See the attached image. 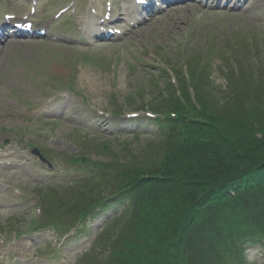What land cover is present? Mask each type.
<instances>
[{
    "label": "rangeland",
    "instance_id": "rangeland-1",
    "mask_svg": "<svg viewBox=\"0 0 264 264\" xmlns=\"http://www.w3.org/2000/svg\"><path fill=\"white\" fill-rule=\"evenodd\" d=\"M21 1L26 0H0V15L29 13L31 2L22 5ZM70 1L40 0L37 22L49 28L51 36L14 39L0 47V145L9 142L6 147L10 146L0 151V259L5 256L0 264L91 261L96 258L91 255L92 243L105 225V217L91 218L86 221V233L65 245L52 229L15 240L16 232L24 231L38 215V198L31 193L37 183L48 182L50 173L34 160L27 141L42 144L56 156L57 152H77L83 144L92 153H115L130 165L144 156L153 134H142L138 140L128 133L138 124L125 121V116L118 121L110 113L116 110V103L125 105L128 100L132 106L124 111L126 115L137 110L145 115L149 104L156 107L168 95L161 68L183 64L195 53L200 66L204 64L211 74L205 82L212 86L208 91L222 98L231 91L227 73L232 68L235 73L239 68L245 70L239 75L246 77L245 84L251 72L262 71L264 77V0H257L262 9L257 12L249 0L237 8L242 12L212 10L203 0H178L182 4L171 9L179 14L176 17H147V22L131 27L121 39L101 41H94L87 29L91 24L88 11L92 5L104 10L105 0H75L76 14L69 12L55 20V13ZM128 5L126 0H116V26L124 27L122 13L128 12ZM209 51H213V59L204 58ZM257 84L264 88V80ZM56 90L59 92L54 93ZM30 106L38 114H31ZM16 135L25 138L23 144L16 142ZM98 157L90 156L92 160ZM60 169L65 171L63 166ZM46 252L57 257L46 261L48 254L37 259ZM10 255L14 258L9 263ZM248 257L250 264H264V246H252Z\"/></svg>",
    "mask_w": 264,
    "mask_h": 264
},
{
    "label": "trees",
    "instance_id": "trees-1",
    "mask_svg": "<svg viewBox=\"0 0 264 264\" xmlns=\"http://www.w3.org/2000/svg\"><path fill=\"white\" fill-rule=\"evenodd\" d=\"M196 73L192 64L190 82L178 74L182 96L169 83L168 95L149 104L167 117L142 158L101 166L65 189V209L51 218L82 220L125 197L94 264H248L247 246L262 242L264 88L249 94L233 71L231 89L240 92L222 98Z\"/></svg>",
    "mask_w": 264,
    "mask_h": 264
},
{
    "label": "bare ground",
    "instance_id": "bare-ground-1",
    "mask_svg": "<svg viewBox=\"0 0 264 264\" xmlns=\"http://www.w3.org/2000/svg\"><path fill=\"white\" fill-rule=\"evenodd\" d=\"M173 9H175V8H173ZM174 13V12H173Z\"/></svg>",
    "mask_w": 264,
    "mask_h": 264
}]
</instances>
